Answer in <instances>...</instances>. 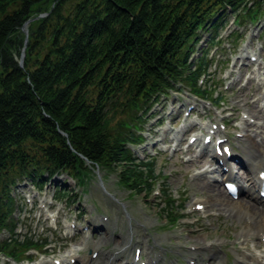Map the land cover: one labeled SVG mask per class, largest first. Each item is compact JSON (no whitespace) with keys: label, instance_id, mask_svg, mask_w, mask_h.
<instances>
[{"label":"trees","instance_id":"trees-1","mask_svg":"<svg viewBox=\"0 0 264 264\" xmlns=\"http://www.w3.org/2000/svg\"><path fill=\"white\" fill-rule=\"evenodd\" d=\"M227 13L254 24L264 0H0V236L12 237L0 239V257L19 262L36 249L12 226V189L24 178L43 187L64 173L83 185L98 170L134 196L153 194L161 172L138 164L131 146L151 105L178 85L212 99L216 86L198 87L208 51L192 57ZM42 15L26 46L23 27ZM164 197L160 213L174 223L185 206Z\"/></svg>","mask_w":264,"mask_h":264},{"label":"rangeland","instance_id":"rangeland-1","mask_svg":"<svg viewBox=\"0 0 264 264\" xmlns=\"http://www.w3.org/2000/svg\"><path fill=\"white\" fill-rule=\"evenodd\" d=\"M227 18L224 29L220 31V39L224 44L219 51L216 49L212 52L211 58H216V62L221 64L229 61L231 66L222 70L220 74H215V76L213 74L210 77V84L214 83L212 79L219 82L221 78L226 83L224 84L225 90L230 83L232 85H229V89L225 91L226 103L222 105V109L217 111L213 107H208L206 117L214 119L217 123L219 119L216 120V118L222 112H230L233 115V118L229 120L231 127L234 128L231 132L233 136L237 131H240L236 127L242 128L243 124L249 125L243 119L244 115L257 122L255 126L249 125L250 128L246 130L249 135L254 137L255 145L244 138V152L241 153L254 166L253 161H256L258 156L264 159V87L257 84V80L264 76V35L263 38L261 37L264 33V23L256 28L251 25L241 27V38L234 44V39L231 40V36L239 30V26H234L237 24L235 16L232 17L229 14ZM35 19H39V17ZM29 27L30 25L28 26V35ZM209 38L210 35L206 34L195 59L200 57L201 49L207 47ZM231 44H233L234 50H232ZM246 53L259 56L262 62L251 68L244 67L241 70H236L237 67L234 68L231 64L234 56H242ZM245 63L249 64L248 60ZM213 72H216L215 69H213ZM219 91L222 90H217V93ZM195 101L196 99L190 96L188 92H181L173 94L169 100L163 101L161 105L156 107L152 114L145 119L147 122L145 132H147L148 143L143 148L137 149L136 153L147 157L148 153L152 151L155 155L158 153L156 152L158 147H154L156 144L162 146L163 143H166L167 147H171L173 144L172 133H182L184 131V109ZM201 114H204V112H196L193 116L197 117ZM227 115L224 114L223 116L226 117ZM167 125H172L174 132L167 131ZM189 136L190 134L184 138V146L181 147L178 154L175 156H169V153L161 154V157L157 160L156 166L157 171L161 172L159 182H161L162 187L160 189L156 188L155 194L150 198L132 195L129 191L120 187L114 174L93 170L92 175L86 179V183H88L85 189L87 194L78 190L73 194V197L81 198V205L77 207H85L89 218L92 219V214L88 210L90 207H94L95 219L99 217L102 222L103 217L108 219L107 222L102 223L105 225L106 232H100L98 236H95V241H92L90 238L92 236L88 235L86 238H78L76 241L63 242L62 239H69V237H66L70 232L67 224L75 217L74 208H66L64 203L54 205L48 211L49 214L56 215L57 210H61L59 220L56 223H49L41 219L43 213L40 210V201L50 200L51 186L45 188L43 193H39L34 190L33 185L26 186L25 184L29 183L26 182L19 186L17 192L13 190L16 193L19 206H22L25 211L22 220L18 222L17 233L24 234L27 231H32L38 234L37 237L40 235L39 240L46 241L49 245L48 248H39L37 253L32 254L36 264H48L55 257L66 259L72 253H79L83 260H89L90 251L100 253L97 264H113L114 260V264H123L132 260L135 248L143 250V255L147 260L156 259L157 255L164 254V261L161 264H186V261L189 260L195 261L196 264H234L237 262L238 255L257 253L256 251L260 249L262 239H259V236H251L245 239L240 236V233L246 226L252 227L253 230L257 228L256 224L260 223V220L255 219V216L257 217L259 213L248 212L253 220L245 216L239 219L229 208H238L237 204L242 201L259 209V211H263L262 213H264V207L259 202L254 203L252 201L253 197H251V200L243 195L240 201L235 202L226 196L222 174L215 176V179L219 180L220 183H214V181L200 177V171L207 169L209 166L214 168V166L211 164L209 155L202 154L199 156L196 148H186ZM234 140L238 141L236 138ZM235 144H238V142H235ZM187 157L192 160L190 164L186 163ZM251 165H247L248 171L239 168L237 170L240 173L239 178L243 186L247 182ZM258 165L262 166L259 163ZM250 172L254 173L253 170ZM57 182L64 185L68 191L77 188L76 182H72L67 176L60 178ZM210 183L216 185L217 190L222 193V199L229 206L228 208L221 206V202L215 200L210 191L203 190L202 187ZM159 192L161 193L160 197H158ZM170 193L176 197L181 205L185 206L184 218L179 220L178 223L174 222L176 218L173 219L174 223L168 222L160 213L162 195H169ZM33 196L36 197L35 201H39V204L24 206L26 205L24 199ZM197 201L206 205V209L202 213L191 210V206ZM99 214H102L101 217ZM0 238L3 239V237ZM203 239L204 242H198ZM110 240L114 241L113 244ZM205 242L208 245H204ZM192 246L200 247L198 253L192 251ZM261 252H264V246ZM165 253L167 260L165 259ZM112 255H117L115 256L117 259L112 260V263H108L111 257H107ZM226 255L228 258H226ZM100 256H107L108 261L101 262ZM253 260L252 258V263L257 264ZM8 263L10 262L0 258V264Z\"/></svg>","mask_w":264,"mask_h":264},{"label":"bare ground","instance_id":"bare-ground-1","mask_svg":"<svg viewBox=\"0 0 264 264\" xmlns=\"http://www.w3.org/2000/svg\"><path fill=\"white\" fill-rule=\"evenodd\" d=\"M244 133H245V137L248 138V140H250L253 144L255 143L254 142V139L244 130ZM263 133V132H262ZM246 144V143H245ZM255 145V144H254ZM258 145V144H257ZM264 146V145H263ZM256 149V148H255ZM255 149H253L255 151ZM251 153V152H250ZM255 153V152H254ZM253 155V154H252ZM254 163V167L256 165L259 164H262L264 166V159H262V157L258 156V158L256 159V161H253ZM252 166V165H251ZM253 167V168H254ZM264 169V167H261V169ZM252 169V168H251ZM260 168H257V170H253L254 173H255V176H254V173L253 172H250V176H249V181L247 182V184L243 187V192L245 194H247L249 197H253V201L254 202H259L261 205L262 203L260 202L259 198L256 197L255 195V191L258 190L260 188V181L258 179V175L261 171ZM211 169H208L206 172L209 174V177L213 175L212 172H210ZM228 178H233V175H228ZM203 184H206V183H203ZM203 190L205 191H210L212 193V195L214 196V199L215 200H218L221 202V206H226L227 208L229 207L228 205H226L222 199V193L217 190L216 188V185L214 186L213 184H207L205 185V187H202ZM240 201V199H239ZM203 206L204 203L203 202H195L191 207L194 208L196 206ZM238 208H229L230 211L232 213H234V215H236L239 219H241L243 216L247 217L248 219H251L253 220L252 216L249 214L248 215V212H256V213H259V215H257V217L255 216V219L257 220H260V223L256 224L257 228H255L254 230L252 229V227H249V226H246L244 227V229L241 231L240 233V236L247 239L251 236H259L261 237V239L263 240V236H264V213H262L263 211H259V209L255 208V207H252L250 206V204L246 203L245 201H242V202H239L237 204ZM254 217V216H253ZM255 224V223H254ZM205 240H200L198 242L202 243L204 242ZM199 245V243H198ZM204 245H208V243H204ZM192 250H194L193 252L196 251V253H198V251L200 250V247L199 246H192ZM74 255V254H73ZM117 256V255H116ZM121 256V255H120ZM252 258L256 261L257 264H263L264 260L262 259L261 256L259 255H254L252 256ZM78 261H80L79 257H77ZM115 259H117V257H115ZM241 259L243 261H248V257L247 255H244L240 258L239 261H241ZM252 260V259H251ZM253 260V261H254ZM255 263V262H254ZM99 264V263H98ZM236 264H242L241 262H236Z\"/></svg>","mask_w":264,"mask_h":264},{"label":"water","instance_id":"water-1","mask_svg":"<svg viewBox=\"0 0 264 264\" xmlns=\"http://www.w3.org/2000/svg\"><path fill=\"white\" fill-rule=\"evenodd\" d=\"M45 17H47V15H42V16L39 17V19H40V18H45ZM36 20H38V19H35V20H31V21H29V22L23 27L22 32L26 35V46H27V44H28V26H29L32 22H34V21H36ZM25 51H26V50L24 49V50H23V53H22V57H21V62H20V66H21V68L24 67Z\"/></svg>","mask_w":264,"mask_h":264}]
</instances>
